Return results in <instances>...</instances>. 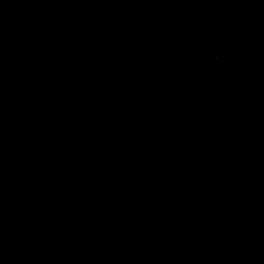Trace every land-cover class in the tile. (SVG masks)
<instances>
[{"label":"water","instance_id":"95a60500","mask_svg":"<svg viewBox=\"0 0 264 264\" xmlns=\"http://www.w3.org/2000/svg\"><path fill=\"white\" fill-rule=\"evenodd\" d=\"M0 264H264V0H0Z\"/></svg>","mask_w":264,"mask_h":264}]
</instances>
